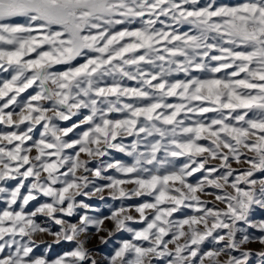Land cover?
Returning a JSON list of instances; mask_svg holds the SVG:
<instances>
[{
	"label": "snow or ice",
	"instance_id": "6c2138e0",
	"mask_svg": "<svg viewBox=\"0 0 264 264\" xmlns=\"http://www.w3.org/2000/svg\"><path fill=\"white\" fill-rule=\"evenodd\" d=\"M257 212L264 0H0V264H264Z\"/></svg>",
	"mask_w": 264,
	"mask_h": 264
},
{
	"label": "rangeland",
	"instance_id": "374dc122",
	"mask_svg": "<svg viewBox=\"0 0 264 264\" xmlns=\"http://www.w3.org/2000/svg\"><path fill=\"white\" fill-rule=\"evenodd\" d=\"M234 167H235V165H234ZM208 199H211V198H208ZM262 216H264V213H262V212H257V214H256V218H257V219H260ZM107 226H108V227H111V224H108ZM46 239L51 240L50 237H48V238H46ZM112 246H114V245H110V246H108V250H109V251L111 250V247H112ZM89 247L95 248V247H103V246H100V245H99V241H98L97 238H93V240H92L91 243L89 244ZM248 247H250V248L253 249V250H257V251L261 249V245H259L258 243L251 244V245H249ZM59 251H60V249H57V252H59ZM105 254H106V253H105Z\"/></svg>",
	"mask_w": 264,
	"mask_h": 264
}]
</instances>
